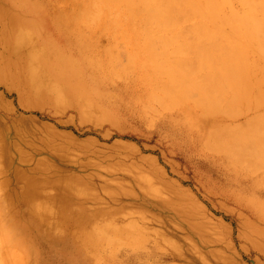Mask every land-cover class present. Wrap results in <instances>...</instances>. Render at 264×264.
<instances>
[{
  "label": "rangeland",
  "instance_id": "obj_1",
  "mask_svg": "<svg viewBox=\"0 0 264 264\" xmlns=\"http://www.w3.org/2000/svg\"><path fill=\"white\" fill-rule=\"evenodd\" d=\"M6 6L35 22L45 79L34 95L0 76L1 263L14 255L17 264H264V166L254 172L246 157L237 164L208 134L246 116L219 123L185 104L160 109L142 63L133 62L135 48L115 42L109 27L70 30L71 0ZM122 49L121 66L109 68L108 56ZM18 173L37 182L29 215L16 203L9 209L11 194L22 191ZM64 202L81 216L74 227L65 224ZM11 216L30 219L27 228L10 230Z\"/></svg>",
  "mask_w": 264,
  "mask_h": 264
},
{
  "label": "bare ground",
  "instance_id": "obj_2",
  "mask_svg": "<svg viewBox=\"0 0 264 264\" xmlns=\"http://www.w3.org/2000/svg\"><path fill=\"white\" fill-rule=\"evenodd\" d=\"M6 1L9 0L0 1V43L6 53V57L0 62V76L14 84L17 82L19 87L25 88L31 94H39L42 91L39 82L45 79L42 73L44 48L36 40L38 31L35 22H25L10 13L6 9ZM71 1L76 6L77 17L71 14L66 18V20L74 18L71 20L73 25L70 30L109 27L114 31L115 42L124 43L137 50L133 62L142 63L143 69L147 72L146 78L152 86L149 92L150 102L158 104V107L165 106L164 109H168L167 106L172 108L178 104H185L198 112L199 116L205 115L215 122L223 117L237 118L245 115L243 122L235 119L242 124L238 127L217 123L212 125L214 123L211 121L209 139L211 143L219 146V149H224H221L222 151L227 150L236 156L237 160L234 161L242 162L247 158L253 162L249 164L246 159L248 161L246 165L249 164L250 168L252 166V170L255 167L258 169V165H262L263 168L264 0ZM19 2L34 4V0ZM190 21L191 27L184 25L185 30L181 25ZM121 52L123 53L119 52L118 55L112 53V56H108V67L109 64L116 67V63L121 66L119 58L124 57L123 49ZM128 67L130 70V66ZM21 81L23 82L19 85ZM44 89L49 94L54 90L58 98L61 95L53 85L45 84ZM144 108L150 110V107ZM153 109L152 107L153 113L158 111L155 108L154 112ZM207 146L209 148L211 145ZM240 161L237 164L241 163ZM252 170L250 171L254 173L256 169L254 172ZM15 178L21 184L22 191L11 194L12 204L9 209L16 212L18 210L16 203L23 206L24 210L21 211L23 214L29 215L33 206L37 205L33 203V189L36 188L37 182L27 179L20 173ZM62 197L64 198V195ZM66 201H69V197ZM67 206L66 203L61 204L60 210L65 215H62L65 224L74 227L82 219L79 214L71 215ZM7 219L9 221L4 225L10 230L13 227L25 230L30 222V219L24 223L20 222L21 220L18 222L14 216ZM81 234L85 239L88 237L87 233ZM111 234L117 238L125 237L121 236L120 232ZM5 237L8 238V235ZM85 239L81 238L82 244L94 249L95 240ZM4 253H0V264L6 262L1 263L6 259ZM2 256L5 258L2 259ZM12 256L9 258L11 261L8 260L10 263L15 259H12ZM73 260H69L70 264L75 263ZM14 261L18 263L16 259ZM14 261L11 264H15Z\"/></svg>",
  "mask_w": 264,
  "mask_h": 264
}]
</instances>
